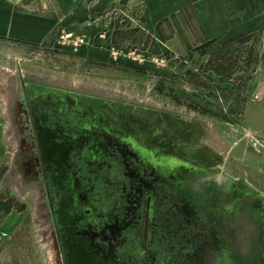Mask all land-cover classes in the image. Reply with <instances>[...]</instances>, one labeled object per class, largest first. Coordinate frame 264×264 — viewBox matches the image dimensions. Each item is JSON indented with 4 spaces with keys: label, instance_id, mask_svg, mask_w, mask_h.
I'll return each mask as SVG.
<instances>
[{
    "label": "flooded vegetation",
    "instance_id": "flooded-vegetation-1",
    "mask_svg": "<svg viewBox=\"0 0 264 264\" xmlns=\"http://www.w3.org/2000/svg\"><path fill=\"white\" fill-rule=\"evenodd\" d=\"M19 77L8 177L42 199L62 264H179L197 227L188 198L199 176L215 165L264 187L263 172L247 173L197 117L58 75Z\"/></svg>",
    "mask_w": 264,
    "mask_h": 264
},
{
    "label": "rangeland",
    "instance_id": "rangeland-1",
    "mask_svg": "<svg viewBox=\"0 0 264 264\" xmlns=\"http://www.w3.org/2000/svg\"><path fill=\"white\" fill-rule=\"evenodd\" d=\"M261 16L260 26L220 43L191 16L194 30L180 25L172 47L145 27L141 7L101 0L92 17L97 41L87 36L81 47L57 41L55 47L2 49L0 264H62L42 199L8 177L17 148L10 108L21 69L197 117L213 132L211 143L238 158L247 173L264 174V0Z\"/></svg>",
    "mask_w": 264,
    "mask_h": 264
},
{
    "label": "crops",
    "instance_id": "crops-1",
    "mask_svg": "<svg viewBox=\"0 0 264 264\" xmlns=\"http://www.w3.org/2000/svg\"><path fill=\"white\" fill-rule=\"evenodd\" d=\"M99 3L101 0H0V53L2 49L12 52L27 46L55 47L63 33H85L97 41L99 29L93 26L92 17ZM125 3L141 7L145 27L161 38L166 37L172 47L178 43L176 34L173 37L171 34L177 33L180 25L187 33L194 30L191 16L207 38L216 43L251 31L262 22V0H125Z\"/></svg>",
    "mask_w": 264,
    "mask_h": 264
},
{
    "label": "water",
    "instance_id": "water-1",
    "mask_svg": "<svg viewBox=\"0 0 264 264\" xmlns=\"http://www.w3.org/2000/svg\"><path fill=\"white\" fill-rule=\"evenodd\" d=\"M199 177L188 198L197 227L193 242L179 247V264H264V187L256 189L245 176H229L215 165Z\"/></svg>",
    "mask_w": 264,
    "mask_h": 264
},
{
    "label": "built area",
    "instance_id": "built-area-1",
    "mask_svg": "<svg viewBox=\"0 0 264 264\" xmlns=\"http://www.w3.org/2000/svg\"><path fill=\"white\" fill-rule=\"evenodd\" d=\"M87 34L85 33H75V34H62V36L58 39V44H61L62 47L67 46H74V47H81L83 44H86ZM114 54L118 53L116 51H113Z\"/></svg>",
    "mask_w": 264,
    "mask_h": 264
}]
</instances>
